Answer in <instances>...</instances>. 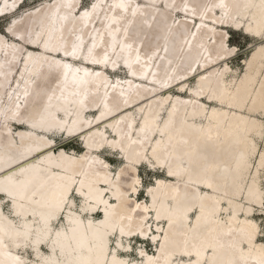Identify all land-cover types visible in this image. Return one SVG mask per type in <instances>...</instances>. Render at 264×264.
Wrapping results in <instances>:
<instances>
[{
	"label": "bare ground",
	"instance_id": "1",
	"mask_svg": "<svg viewBox=\"0 0 264 264\" xmlns=\"http://www.w3.org/2000/svg\"><path fill=\"white\" fill-rule=\"evenodd\" d=\"M33 1L0 0V264H264V45L236 76L227 41L264 0Z\"/></svg>",
	"mask_w": 264,
	"mask_h": 264
},
{
	"label": "rangeland",
	"instance_id": "2",
	"mask_svg": "<svg viewBox=\"0 0 264 264\" xmlns=\"http://www.w3.org/2000/svg\"><path fill=\"white\" fill-rule=\"evenodd\" d=\"M90 2L91 0H84L83 7H88ZM43 3L44 1L36 2L33 0H26L25 4L23 5L22 10L19 11L15 16L20 17L22 15H25L28 12V10L36 8L37 6ZM9 21H10V17L0 18V32H2L1 31L2 28H5V26L9 23ZM227 32L229 35V37L227 38V41H229L228 44L236 47V53H235L236 56H232L229 59L228 61L229 67L232 70L231 75L238 76L243 73L245 61L250 57L256 45L260 42H263V45H264V39L262 41H258V40L252 39L251 37L245 36L239 31H232L230 29H228ZM111 76L113 77L114 75L112 74ZM121 76H124V75H121ZM190 84L194 85L195 79H191ZM260 120L264 121V117H260ZM18 131L19 130H16L15 133ZM257 144H258V148L262 149V142L257 141ZM60 148H63L66 151L74 150L77 153H80L82 151L81 150L82 147L80 143L75 138L57 141L54 151L58 152ZM101 158L105 160L111 166L112 169H118L122 164L119 160L115 159V157H112L111 154H109L107 151L101 154ZM253 162H255V160ZM150 170L151 168L149 166L147 168L144 166L143 167L138 166V174H139V177L142 183V190H145L147 187L153 185L155 178H163L162 173L158 172V170H156V172H150ZM260 176H262V173L260 174ZM260 186H261V189L263 191V196H264V181L262 179L260 180ZM142 190L141 188L139 189V191H141L140 196H139L140 199H143L144 198L143 196L146 195V193L143 194ZM75 201H76V204H78V200L75 199ZM263 204H264V201H263ZM3 208L5 211H7L6 204L3 206ZM253 216H252V220L255 222L256 228L258 231V244H260L264 249V207L255 208ZM129 241L131 245V251L129 253L131 255L130 259H134L136 257L134 254L136 252L135 250L139 248L140 246L144 248L145 250H147L149 253L153 252L154 247L152 246V244L148 242L142 243V242H138L136 239L129 240ZM113 244H114V238L111 239L110 246L112 247Z\"/></svg>",
	"mask_w": 264,
	"mask_h": 264
}]
</instances>
